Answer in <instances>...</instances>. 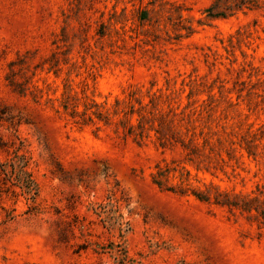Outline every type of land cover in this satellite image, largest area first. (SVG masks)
Instances as JSON below:
<instances>
[{
	"label": "rangeland",
	"instance_id": "374dc122",
	"mask_svg": "<svg viewBox=\"0 0 264 264\" xmlns=\"http://www.w3.org/2000/svg\"><path fill=\"white\" fill-rule=\"evenodd\" d=\"M0 264H264V0H0Z\"/></svg>",
	"mask_w": 264,
	"mask_h": 264
},
{
	"label": "trees",
	"instance_id": "16d2710c",
	"mask_svg": "<svg viewBox=\"0 0 264 264\" xmlns=\"http://www.w3.org/2000/svg\"><path fill=\"white\" fill-rule=\"evenodd\" d=\"M215 12V9H212V8H210L208 11H207V18L208 19H212V18H214V17H217V16H219V15H217L216 13H214ZM24 174H26V173H24ZM26 194L27 195H31V194H33V195H36L37 194V190H36V188H35V186L33 185V181L32 180H30L29 179V183H28V185H27V187H26ZM29 198L30 199H32V197L31 196H29Z\"/></svg>",
	"mask_w": 264,
	"mask_h": 264
}]
</instances>
